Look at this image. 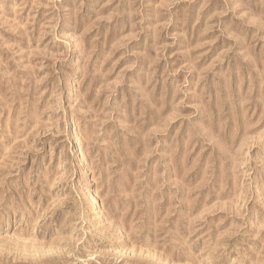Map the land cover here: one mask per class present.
I'll list each match as a JSON object with an SVG mask.
<instances>
[{"label": "rangeland", "instance_id": "rangeland-1", "mask_svg": "<svg viewBox=\"0 0 264 264\" xmlns=\"http://www.w3.org/2000/svg\"><path fill=\"white\" fill-rule=\"evenodd\" d=\"M0 264H264V0H0Z\"/></svg>", "mask_w": 264, "mask_h": 264}]
</instances>
